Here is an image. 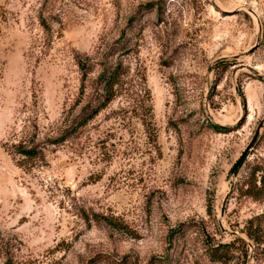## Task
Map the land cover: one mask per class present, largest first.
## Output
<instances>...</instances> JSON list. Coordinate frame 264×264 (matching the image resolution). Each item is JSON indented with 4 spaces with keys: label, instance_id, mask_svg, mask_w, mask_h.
<instances>
[{
    "label": "rangeland",
    "instance_id": "obj_1",
    "mask_svg": "<svg viewBox=\"0 0 264 264\" xmlns=\"http://www.w3.org/2000/svg\"><path fill=\"white\" fill-rule=\"evenodd\" d=\"M0 264H264V0H0Z\"/></svg>",
    "mask_w": 264,
    "mask_h": 264
},
{
    "label": "trees",
    "instance_id": "obj_2",
    "mask_svg": "<svg viewBox=\"0 0 264 264\" xmlns=\"http://www.w3.org/2000/svg\"><path fill=\"white\" fill-rule=\"evenodd\" d=\"M104 76L105 77L103 80L106 82L104 90L111 92V93H110V95L105 97L104 101L100 102L98 100V102H100V103L96 107H89V108L87 107V108L83 109V111L80 113V116L78 117V120H77V124L79 126L85 124L89 119L94 117L98 113L99 109L112 99V89L115 86V84L117 83L116 73L114 71H111V72L105 74ZM26 154H28L29 156H33V155H36L37 152H36V149L33 148L32 150L26 151ZM255 174H256V170H252L249 173V180L246 181L247 188L245 190V192L247 194L253 196L254 198H256L257 197L256 194L262 190V186L258 187L256 185ZM248 236H249V238H251V239L253 238L252 240H254V236L252 234L248 233ZM215 252L213 253V257L216 256V255H214ZM217 260H219V259H217Z\"/></svg>",
    "mask_w": 264,
    "mask_h": 264
},
{
    "label": "water",
    "instance_id": "obj_3",
    "mask_svg": "<svg viewBox=\"0 0 264 264\" xmlns=\"http://www.w3.org/2000/svg\"><path fill=\"white\" fill-rule=\"evenodd\" d=\"M235 166H236V165H234V166L232 167V169L229 171V173H228V175H227V177H226V180H229V179H230L231 175L233 174V171H234Z\"/></svg>",
    "mask_w": 264,
    "mask_h": 264
}]
</instances>
